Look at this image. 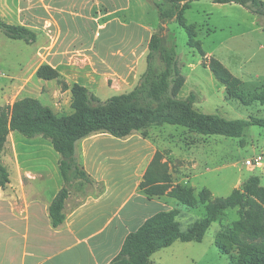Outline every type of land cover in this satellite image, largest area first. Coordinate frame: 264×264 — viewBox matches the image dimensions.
<instances>
[{"label": "crops", "instance_id": "1", "mask_svg": "<svg viewBox=\"0 0 264 264\" xmlns=\"http://www.w3.org/2000/svg\"><path fill=\"white\" fill-rule=\"evenodd\" d=\"M132 4V0H0L5 22L37 34L36 60L25 78H11L12 89L22 85L21 98H36L32 94L41 95L45 86L55 84L56 80L36 76L42 65L57 70L69 86L80 84L98 98L100 88L121 91L128 79L136 87L157 30L141 20L130 26L127 12ZM134 5L140 10L143 6L141 1ZM55 85L58 100L63 95L72 98L70 89L64 92ZM101 140H109L114 149L105 148ZM124 140L97 134L77 144L80 163L92 183L73 184L65 220L58 227L52 225L49 208L64 187L61 158L49 165L46 157L35 156L24 166L18 142L9 145L7 140L2 154L8 148L10 158L2 163L10 182L0 188V264H110L127 236L160 212L162 200L148 199L140 188L156 148L137 134ZM129 142L140 145L133 170L127 169V161L134 154L119 148ZM54 180L61 182L45 199V181Z\"/></svg>", "mask_w": 264, "mask_h": 264}, {"label": "rangeland", "instance_id": "2", "mask_svg": "<svg viewBox=\"0 0 264 264\" xmlns=\"http://www.w3.org/2000/svg\"><path fill=\"white\" fill-rule=\"evenodd\" d=\"M136 1L143 4L141 10L138 5H134ZM132 3L127 12V21L132 28L135 22L141 20L143 25L152 24L156 30L159 29L160 18L156 5L163 3V0H132ZM184 21L196 28L197 40L201 43L202 51L207 58L219 60L242 81L240 86L242 98L237 99L228 95L226 87L214 77L209 68L203 66L204 57L201 51L188 46L189 37L184 28L173 21L163 25L162 36L169 46L176 47L181 72L186 78L178 99L186 100L194 94L196 96L194 107L198 111L219 115L228 120L264 118V104L253 100L255 96L264 94L262 19L236 4H215L210 0H197L185 11ZM37 48L38 45L35 43L11 40L0 30V107H11L23 96L19 94L22 85L13 90L11 78L15 76L25 78L31 63L36 60ZM56 81L57 85H60V82ZM133 83L134 81L128 79L127 83L121 85V91L109 87L100 88L98 90L100 101L105 102L113 96L131 92L135 88L132 87ZM55 84L45 86L41 95L38 92L32 95L58 116L72 114V98L68 99L63 95L58 100L52 88L56 87ZM7 94L10 95L5 98L4 95ZM147 134V138L141 133L137 135L148 140L160 154L159 162L150 167L147 174L155 177L160 185L163 181L162 173L165 171L170 176L172 185L194 189L196 201L193 207L184 206L174 198H159L162 199L159 202V211L173 209L179 211L177 220L184 231L194 222L205 218L207 214V204L199 197L201 191H206L209 199L227 197L251 176L259 177L261 185L264 186V165L258 168L247 164L253 157L264 156L263 128L249 127L242 138L207 137L171 125L151 127ZM13 142H18L19 158L24 166L28 165V159L35 156L46 157L49 165L56 158H61L51 142L42 137L30 139L21 134L13 136L11 134L7 144L11 145ZM100 143L105 148L114 149L109 140H101ZM119 148L126 149L129 155L134 154L127 161V169L133 170L138 163L136 154L140 150V145L129 142ZM8 154L9 149L6 148L1 154L0 161L6 162L10 158ZM47 181L45 199L54 194L56 186L61 182ZM241 221L243 216L240 209L226 210L218 221L211 225L202 242L177 241L154 254L151 257V264L237 263L239 262L237 246L222 233L229 230L235 236L242 237V226L238 227Z\"/></svg>", "mask_w": 264, "mask_h": 264}, {"label": "trees", "instance_id": "3", "mask_svg": "<svg viewBox=\"0 0 264 264\" xmlns=\"http://www.w3.org/2000/svg\"><path fill=\"white\" fill-rule=\"evenodd\" d=\"M194 1L197 0H163V3L156 5L160 27L149 43L146 71L131 92L101 102L86 87L80 84L69 86L60 80L57 70L49 65H42L36 76L47 81L58 80L64 92L70 89L73 113L58 116L50 107L30 97L18 99L11 107H0V156L12 132L30 139L42 137L49 140L61 156L59 166L64 187L49 208L54 227L60 226L65 220V204L73 184L77 181L92 183L77 155V144L90 136L109 134L118 139H126L141 133L147 138L149 128L171 125L207 137L242 138L249 127L258 126L264 129V118L228 120L219 115L198 111L194 107V94L186 100L178 99L186 78L181 72L176 47L169 46L162 36L163 25L173 21L184 28L189 37L188 46L201 51L204 57L203 66L209 68L214 77L226 87L228 95L242 98V81L219 60L207 58L197 40L196 28L184 21L185 11ZM210 1L215 4L242 6L264 22L263 0ZM0 30L11 40L28 44L37 40L35 32L23 26L9 24L1 16ZM253 100L264 104V94L255 96ZM159 159L160 154L157 152L150 167L157 164ZM147 173L140 188L148 199L167 196L184 206L193 207L196 201L193 188L172 185L171 178L165 171L159 185V181ZM9 182L8 169L0 161V188L4 189ZM199 197L207 204L205 218L194 222L184 231L177 220L178 210L160 211L127 236L120 253L110 264H151L154 254L177 241L200 243L224 211L236 208L240 209L243 216V221L238 223V227L242 226V237L235 236L229 230L222 233L237 246L239 262L233 264H264V186L261 185L260 178L249 177L227 197L209 199L206 191H201ZM220 250L223 251V248L220 247Z\"/></svg>", "mask_w": 264, "mask_h": 264}, {"label": "built area", "instance_id": "4", "mask_svg": "<svg viewBox=\"0 0 264 264\" xmlns=\"http://www.w3.org/2000/svg\"><path fill=\"white\" fill-rule=\"evenodd\" d=\"M248 166L261 168L264 165V156L259 155L247 161Z\"/></svg>", "mask_w": 264, "mask_h": 264}]
</instances>
